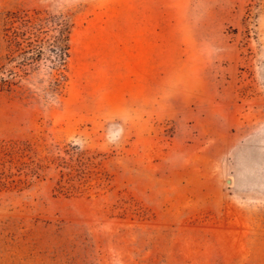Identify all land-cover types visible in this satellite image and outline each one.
Segmentation results:
<instances>
[{
	"label": "rangeland",
	"instance_id": "obj_1",
	"mask_svg": "<svg viewBox=\"0 0 264 264\" xmlns=\"http://www.w3.org/2000/svg\"><path fill=\"white\" fill-rule=\"evenodd\" d=\"M36 11L70 19L64 81L44 92L40 60L0 89V141L75 145L107 179L0 190V264H264V0H0V65Z\"/></svg>",
	"mask_w": 264,
	"mask_h": 264
},
{
	"label": "trees",
	"instance_id": "obj_2",
	"mask_svg": "<svg viewBox=\"0 0 264 264\" xmlns=\"http://www.w3.org/2000/svg\"><path fill=\"white\" fill-rule=\"evenodd\" d=\"M5 29L6 62L0 65V89L8 90L16 77L27 75V67L40 60L48 61L49 80L44 92L57 93L64 81L63 70L69 57L72 24L67 15L33 14L8 16ZM14 68L16 70H14ZM93 155L77 150L75 145H46L38 140L0 141V190L13 191L30 187L54 170L55 190L63 195L83 194L101 185L107 174L98 169ZM94 181V183H92Z\"/></svg>",
	"mask_w": 264,
	"mask_h": 264
}]
</instances>
